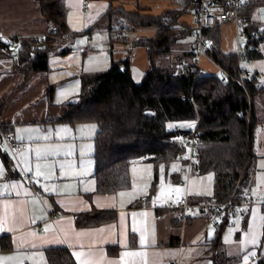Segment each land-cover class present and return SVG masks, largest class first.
<instances>
[{"label": "crops", "instance_id": "1", "mask_svg": "<svg viewBox=\"0 0 264 264\" xmlns=\"http://www.w3.org/2000/svg\"><path fill=\"white\" fill-rule=\"evenodd\" d=\"M62 2L68 34L63 36L66 43L57 45L50 53V69L25 76L19 71L8 72L11 67L3 62L6 73L0 78V101L13 94L0 115V123L8 126L4 138L12 135L27 143V147L12 153L13 171L19 172V176L8 177L4 164H0V258L12 257L0 259V264H49L47 251L58 247L65 248L76 264H174L182 249L186 259L196 258L203 264L217 230L203 216L184 221L177 204L186 194L194 199L213 194L214 173L212 186L210 178L193 174L179 197V193L170 195L175 196L174 201L169 196L160 200L161 192L145 201V196L159 188L155 180L163 166L141 158L130 164L129 188L97 193L94 192L93 155L98 126L93 122L70 125L55 121L66 111V103L75 100L72 96L79 94L83 74L106 70L129 56V63L122 67L128 68L134 81L139 83L151 66L146 47L133 46L132 41L140 36L154 37L157 28L130 25L123 29L125 34L121 40L111 43L110 30L116 27L117 21L106 16L110 7L120 5L128 13L158 15L177 4L173 0H139L140 6L137 0H117L112 4L108 0H89V9L84 12V0ZM156 3L160 6L152 8ZM191 18V13H187L180 20L189 23ZM224 27L227 32L222 37L221 50L226 54L237 53L238 28L233 21L224 23L221 31ZM234 28L236 35L229 33ZM47 30L48 23L38 0H0V35L5 38L16 33L43 35ZM259 50L262 54L259 58L264 62V45H259ZM180 54L174 52L176 56ZM198 63L206 72H218L219 65L209 57L200 58ZM260 69L264 70L258 66L255 71L259 79ZM49 84L54 86L51 102L47 97ZM4 138L2 147L6 144ZM37 171L42 175L38 176ZM163 173L174 179L180 175L177 167L168 165H164ZM205 180L209 182V189L203 185ZM247 194L253 199L249 214L246 217L236 214L226 221L221 237L223 241L229 225L237 223L236 231L245 226L247 230L239 236L243 237L241 250L248 254L246 262H251L253 257L264 256L259 252L264 243V203L251 191ZM103 210L115 212V219L94 227L76 225V213ZM236 216L240 218L235 219ZM110 247L115 250L110 251ZM238 256L240 260L242 256Z\"/></svg>", "mask_w": 264, "mask_h": 264}, {"label": "trees", "instance_id": "2", "mask_svg": "<svg viewBox=\"0 0 264 264\" xmlns=\"http://www.w3.org/2000/svg\"><path fill=\"white\" fill-rule=\"evenodd\" d=\"M62 1L38 0L41 13L48 23L43 40L38 35L20 36L17 46L7 49L9 42L16 40L17 33L7 38L0 37V78L6 73L3 71L4 61L11 67L8 72L19 71L25 76L50 69V53L57 48L58 39L68 34ZM108 1L112 4L117 0ZM173 1L176 6L165 9L158 15L128 13L120 5L109 8L106 12L107 18L117 21L116 27H111L110 30L111 43L121 40L125 34L123 29L130 25L157 28L154 37L140 36L132 41L133 46L146 47L151 66L139 83L134 81L128 68L120 70L122 65L129 63V56L122 62L113 63L106 70L83 74L78 98L66 103V111L55 121L70 125L81 122L97 124L93 155L94 192L110 193L131 186L130 164L134 160L146 158L157 166L169 165L181 159V156L183 158L187 152L186 142L191 131L187 128L178 131L176 126L194 120L198 115L199 160L193 169L198 173L211 171L215 174L213 194L208 197L217 200L228 199L240 179L235 198L242 201L248 197L247 188L253 178L256 159L253 134L259 120L252 98L255 93L262 91L264 86H255L257 74L249 79L247 88L243 89L233 80L224 82L221 81L220 74L200 69L193 44L189 50L182 53L183 57L190 56V60L180 61V56L173 53L175 45L181 43L188 34L195 32L194 28L187 26L188 24L180 18L192 12L194 0ZM245 3L240 12L244 22L241 29L248 40L247 45L250 42L259 44L264 39V25L253 17L257 2L246 0ZM137 5L139 6V0ZM256 31L262 32L259 41L252 39ZM204 37L207 56L220 67L237 75L240 70L236 53L226 54L221 50V26L207 27ZM16 49L17 53L13 54ZM162 55L175 57L170 67L157 65V58ZM248 55L251 59H257L262 54L258 49ZM21 87L23 86H19L17 90ZM47 87V97L51 102L54 86L49 84ZM247 93L251 95V100ZM184 95L187 97L186 101L182 99ZM12 96L13 94L0 101V115ZM146 110H152L154 114L148 116L144 113ZM7 127L6 124L0 123V159L7 176L15 177L19 176V172L13 171L14 160L1 146ZM177 178L178 176H175V179ZM152 195L145 196L144 200H149ZM141 202L143 201L136 203ZM162 211L163 209L159 210ZM115 217V212L107 210L75 214L78 227H94ZM226 221L228 220L222 221L221 228L217 230V236L211 243L208 257V260H212L211 264H231L228 261H234L226 254L221 237ZM131 240L134 243V236ZM109 249L115 250L113 247ZM46 257L49 264H76L65 248L49 249ZM256 264H264V256Z\"/></svg>", "mask_w": 264, "mask_h": 264}, {"label": "built area", "instance_id": "3", "mask_svg": "<svg viewBox=\"0 0 264 264\" xmlns=\"http://www.w3.org/2000/svg\"><path fill=\"white\" fill-rule=\"evenodd\" d=\"M246 0H194L192 9L193 21L187 23L195 29V39L193 41V47L197 60L202 57H207L206 42L204 37V30L207 27H213L217 25H223L228 21H233L237 28V34L239 38L244 37V32L241 29L243 19L240 16V11ZM83 11L87 12L89 9V1L84 0ZM2 37V35H0ZM45 35H40V39H44ZM262 38V32L256 31L253 33L252 39L259 41ZM20 41V35L16 36V40L9 42L7 49H14ZM247 38L244 43L238 42V51L236 53L238 58V69L240 70L237 75L232 74L230 71L218 66V72L220 73L221 81L233 80L241 88L246 89L249 79L256 76V73L250 68H245L242 65L243 62L251 61V57L248 55L251 51H257L259 44L250 42L247 45ZM244 44V45H243ZM199 64V63H198ZM201 69V67H200ZM256 87H261L263 82L257 77L254 81ZM248 94V93H247ZM249 95V94H248ZM184 101L187 100L186 95L182 97ZM194 101V99H193ZM199 117L194 119V125L190 129L191 133L189 139L186 142L187 152L184 155V160L187 162L189 171L191 172L194 164L199 160V145L200 137L198 131ZM185 127L182 125L176 126V130L181 131ZM5 143L10 152L16 154L24 150L27 147V143L17 140L12 135L5 136ZM240 183V179L237 181L234 193L226 200H217L212 197H204L199 199L190 198L188 194L180 197L177 204V210L179 216L184 221L193 218L203 216L207 219V224L213 226L216 230L221 228L222 221L229 220L236 214L246 217L249 214L250 206L253 204L251 197H246L242 201L236 200V189ZM37 229H41L38 226ZM174 264H182L181 257Z\"/></svg>", "mask_w": 264, "mask_h": 264}, {"label": "rangeland", "instance_id": "4", "mask_svg": "<svg viewBox=\"0 0 264 264\" xmlns=\"http://www.w3.org/2000/svg\"><path fill=\"white\" fill-rule=\"evenodd\" d=\"M118 1L119 2H126V0H118ZM255 1L257 2V6L255 8V11L253 12V17L259 23L264 25V0H255ZM128 3H130V2L128 1ZM151 6H152V8L157 9V7H159L160 5L158 3H156V4L151 5ZM191 15H192V13H191ZM192 21H193V16H192L190 22H192ZM226 32H227L226 27L222 28V31H221L222 37ZM229 33L236 35V28H234L232 31H229ZM38 36L40 37V35H38ZM232 38L235 39L234 37H232ZM194 39H195V32L188 34L183 39V41L181 43L175 45L173 53L174 52L175 53H181L180 54V61L190 60V56L187 55V56L183 57L182 53L184 51H187L190 49L191 45L193 44ZM245 39L246 38L241 37L239 39L240 43H244ZM65 43H66V41H64L63 38H59L57 41V45L65 44ZM259 45H260V47H262L264 45V39L262 41H260ZM173 60H174L173 55H162L160 57L158 56L156 63L158 66L170 67L172 65ZM4 63H6V61H4ZM242 65L245 66V68H250L254 72L256 71V67H258V66L264 68V62L261 60V58L251 59V61H249V62L248 61L243 62ZM259 71H260L259 77L261 78L260 80L264 84V70L260 69ZM216 74H220V73L216 72ZM79 92H80V90H79ZM58 97H61V96L59 95ZM248 97H249V100H251V98H252L251 95H248ZM77 98H78V95L75 96V94H74L71 99H77ZM61 99H62V97H61ZM252 103H253L254 111H255L257 118L260 120H263V121L258 122L254 128V134H253L254 135V141H253V147L254 148L253 149L257 153L256 154L257 155L256 156L257 161L254 163L253 174H252L253 178H252L251 184L247 188V191H251L252 193H254V197L257 200H260L261 202L264 203V89L262 91H260L259 93H255L253 95ZM197 117H198V115L196 116V118ZM93 123L97 126V124L95 122H93ZM181 125L187 129H191L194 125V120L182 123ZM3 149H4V151L8 152L11 157H14V155L12 154V152H10V150L8 149L6 144H3ZM181 159L173 161L168 165L169 168H171V167L176 168L177 167V170L180 171V175L178 176L177 179L169 177L170 175L165 177L164 173H163L164 164L160 165L163 167L159 173L158 179L155 180V185H158L159 188H157L156 192L150 193V194H153L152 196H155V194L158 195L161 192V196L159 198L160 200H163V198L166 199L165 196H169L170 201H174L175 196H177L178 193H179L178 197L181 195V193H180L181 189L185 186L187 187L190 176L193 174H194L193 176H206L205 178H210V185L212 186V178H214L213 172L210 171V172H206V173H198L194 170V173H190L189 170H187V168H186V167H188L187 162H185V160H183L182 156H181ZM85 161H87V159H85ZM17 162H18V158H16V165H17ZM0 164H3L1 159H0ZM183 164H185L186 166ZM187 171L189 172V174L187 173ZM203 185L209 189V182L207 180H205L203 182ZM211 186H210V189H211ZM235 188H236V185H235ZM177 189H179V191H177ZM165 191H166V193H164ZM211 191H212V189H211ZM173 193L175 196H170ZM210 195H212V194H207V196H210ZM239 218L240 217H238V216L235 217V219H239ZM236 224L237 223L227 226L226 232L224 233L225 238L223 239V243L226 244V245H224V247L227 246V248H226L227 253L226 254L228 256H237V258L232 257L231 260H234V261L233 262L228 261V263H231V264H251L252 261L246 262V261H248L246 259V258H248V254L242 253L241 249L243 246V237H239L242 234V232L244 233L247 230V228L245 226H241L242 229H240L239 231H236L235 230L236 228H234V226ZM210 247H209V250H211ZM260 249H261V251L259 250V252H261V254L263 255L264 254V243L262 244V247ZM183 251H184L183 249L180 251V257L182 259V264H200V261L196 258H192L190 260L186 259V255H184ZM210 252L211 251H208L204 255L205 261L203 264H211L212 260L211 259L208 260ZM238 255L242 256V258L240 260H239ZM183 256H184V259H183ZM236 261H238V262H236ZM234 262H236V263H234Z\"/></svg>", "mask_w": 264, "mask_h": 264}, {"label": "water", "instance_id": "5", "mask_svg": "<svg viewBox=\"0 0 264 264\" xmlns=\"http://www.w3.org/2000/svg\"><path fill=\"white\" fill-rule=\"evenodd\" d=\"M262 30H263V28H262ZM243 45H244V44H243ZM17 51H18L17 49L14 50V51H13V54H16ZM120 70L123 71V70H124V67H121ZM144 113L147 114L148 116L154 114V112H152V110H146ZM259 259H260L259 257H255L254 260H252L251 264H256V263H258V262H259ZM211 263H212V262H211Z\"/></svg>", "mask_w": 264, "mask_h": 264}, {"label": "snow or ice", "instance_id": "6", "mask_svg": "<svg viewBox=\"0 0 264 264\" xmlns=\"http://www.w3.org/2000/svg\"><path fill=\"white\" fill-rule=\"evenodd\" d=\"M37 155H40V152L37 151ZM37 169H39V165H37ZM37 175H42V173H40L39 171H37ZM177 191H179V189H177ZM133 255H135V253H133ZM0 259H12V257H6V258H0Z\"/></svg>", "mask_w": 264, "mask_h": 264}, {"label": "bare ground", "instance_id": "7", "mask_svg": "<svg viewBox=\"0 0 264 264\" xmlns=\"http://www.w3.org/2000/svg\"><path fill=\"white\" fill-rule=\"evenodd\" d=\"M249 1V0H248ZM249 4V3H248ZM253 4V3H252ZM245 5H246V3H245ZM252 8V7H251ZM241 12V11H240ZM243 16V15H242ZM217 28V27H216ZM193 31H194V29H193ZM207 32V31H206ZM178 39V38H177ZM176 43V42H175ZM174 46V45H173Z\"/></svg>", "mask_w": 264, "mask_h": 264}]
</instances>
